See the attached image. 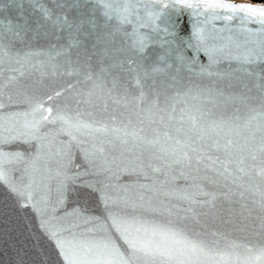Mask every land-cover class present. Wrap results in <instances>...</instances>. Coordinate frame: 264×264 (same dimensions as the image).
<instances>
[{
  "label": "water",
  "instance_id": "1",
  "mask_svg": "<svg viewBox=\"0 0 264 264\" xmlns=\"http://www.w3.org/2000/svg\"><path fill=\"white\" fill-rule=\"evenodd\" d=\"M225 2L264 6V3L252 0ZM106 5L109 11L126 6L137 11L130 17V22L125 23L116 18L115 12L111 13L110 18L105 17L103 13ZM43 10H47V15ZM159 11L161 5L154 0H104V3L98 0H0V20L5 25L0 28V44L4 48V52L0 53V100L5 104L0 116L4 117L5 125L8 124V113L24 110L29 101L33 104L44 101L45 106L53 107L54 112L59 107L71 117H75L77 110L98 115L106 106L104 117H114L118 126L127 125L130 130L143 128L142 135L149 139L157 134L162 136L165 131L176 139H184L182 133L176 132L181 127L178 120L169 122L166 113H159L165 116V123L160 124L158 116L153 117L157 122L151 123L148 110L151 108L153 113L156 112L152 108L154 100L163 108L166 98L188 99L183 94L189 89L195 94L197 89L207 88L224 93L222 97H216L215 105L206 104L213 113L210 119L239 116L238 123L243 125L253 115H257L261 111L259 86L264 85V64L245 66L253 73L250 76L235 72L231 79L209 77L201 72V67L209 64L207 55L203 51L196 52L188 48L182 42V38L195 42L192 36L193 24L203 27L210 37L226 38L231 35L234 39L243 40L244 35L238 31L241 27L239 17H234L231 21L221 19L205 23L206 18L203 16H191L190 11L178 14L169 6L163 9L165 14L153 22L148 13ZM221 14H224V10H221ZM172 20L179 25L178 29L169 28L170 32L177 31L176 36L164 32V28ZM9 21L12 22L13 32L7 30ZM16 25L23 27L17 28ZM225 25L231 32L216 31ZM244 26L253 30L259 28L256 23L247 21ZM134 30L138 35L146 37L143 52L132 47ZM16 32L20 35H15ZM225 42L226 40L221 39L209 40V43L216 44ZM30 53L38 55H28ZM130 59L134 63L129 64ZM239 67L236 61L221 59L212 70L225 73L234 72ZM145 71L149 73L147 79L144 77ZM137 76L140 79L139 86L136 85ZM12 77L15 79H11ZM235 77L241 79L237 80ZM96 85H101L103 90L96 88ZM141 90L146 98L137 105L134 97H138ZM57 91L61 95L53 101H47V97ZM89 92L93 93L91 97ZM177 93H180L179 97L176 96ZM184 106L182 102L177 103L175 115L178 116L179 110ZM82 118L90 119L87 115ZM169 123L170 126L166 127ZM184 127L187 128V124ZM262 136L264 126L257 119L247 128L242 127L240 135L234 138L241 142L248 138L258 146ZM47 143L46 140L45 144ZM92 143L89 141L85 146L90 151H96L94 157L90 156L86 160L79 150L74 152L69 174L79 175L76 182L69 185L64 207L68 212L80 209L87 216L103 218L106 211L101 194L102 191H112L106 185L149 182L142 176L118 173L114 166L111 171H106L105 161L110 162L113 157H117L119 162L122 151L126 158L140 153L147 157L150 146L137 147L132 141L123 145L114 139L112 143L107 140L102 143L98 139L94 150L91 148ZM59 148L60 145L53 141L51 151L57 153ZM99 148H103V152H99ZM2 150L5 153H22L27 160L35 152V146L34 142L14 140L4 144ZM211 154L223 159L222 152L213 151ZM252 155L256 156L255 160ZM252 155L245 153L246 159L242 165L245 172L237 171L236 165L230 164L228 167L231 174H226L227 178L205 169L201 164L199 173L194 174L206 175L210 179L198 180L197 183L202 184L205 191L213 193L216 199L213 207H193L200 214V225L204 230L221 232L230 240L259 248L264 246V233L260 227L264 212L259 207V193L264 191V178L260 175V169L264 167V163L258 151ZM147 162L145 159V163ZM61 163V158L53 155L47 157L46 166L55 176ZM20 175L19 170L13 172L17 179ZM49 183L52 188L50 197L54 202L57 197V179L54 178ZM177 184L180 187L186 186L183 180L177 181ZM198 199L208 197L200 196ZM180 206L188 207L183 202H180ZM69 221L80 222L79 217H69L65 224ZM185 223L200 227L191 221ZM118 243L123 247L122 241ZM238 251L244 253L243 248ZM0 264H66L54 240L40 227V216L31 208L19 207L16 197L4 184H0Z\"/></svg>",
  "mask_w": 264,
  "mask_h": 264
},
{
  "label": "snow or ice",
  "instance_id": "2",
  "mask_svg": "<svg viewBox=\"0 0 264 264\" xmlns=\"http://www.w3.org/2000/svg\"><path fill=\"white\" fill-rule=\"evenodd\" d=\"M98 2L104 3V0ZM154 2L161 5V11L148 13L153 22L164 15L163 9L169 6L178 14L190 11L191 16H203L206 18L205 23L221 19L231 21L234 17H239L241 27L238 31L244 35L243 40L234 39L231 35L226 38L210 37L205 33V29L197 24L192 25L194 43L182 38V42L188 48L196 52L203 51L207 55L209 64L207 67H201V72L207 76L231 79L235 76V72L250 76L253 73L245 66L264 64V6L226 3L225 0H167V2L154 0ZM105 7L103 13L105 17L110 18L111 13L115 12L116 18L125 23L130 22V17L137 11L127 6L110 11L107 10L108 5ZM221 10H224L223 15ZM43 11L47 15V10ZM246 21L256 23L259 28L253 30L245 27ZM4 27V22L0 20V28ZM16 27L23 26L16 25ZM169 28H179L175 20L164 28V32L176 36L177 31L170 32ZM7 30L13 32L11 21L7 25ZM216 31L231 32V29L225 25L224 28ZM14 34L20 35L19 32ZM132 35L134 37L132 47L143 52L146 47V37L138 35L135 30ZM210 39H221L226 42L209 43ZM3 52V45L0 44V53ZM28 55H38V53ZM221 59L236 61L240 67L234 72L213 71L212 69ZM128 62L132 64L134 60L130 59ZM148 76L149 73L145 71V79ZM235 78L241 79V77ZM11 79L14 80L15 77ZM136 85H140L138 76ZM95 87L103 90L101 85ZM259 87L261 111L243 125L238 123L239 116L210 119L213 113L206 104L215 105L216 97L224 95L222 91L216 92L212 88L197 89L195 94L189 89L183 94V97L188 99L166 98L163 108H160L158 102L154 100L152 108H155L156 112L153 113L151 108L148 110L150 122L156 123L153 117L158 116L159 123L164 124L165 116L159 113H166L169 122L179 121L181 127L177 128L176 132L182 133L184 139H176L167 131L162 136L157 134L149 139L142 135L143 128L130 130L127 125L118 126L114 117H104L106 106L98 115L92 112L81 113L77 110L75 117H71L59 107L54 112L53 107H46L44 101H37L34 104L29 101L28 107L24 110L8 113L7 126L4 117L0 116V184H4L16 197L19 207L31 208L40 216V227L50 239L54 240L66 264H264V246L249 247L228 239L224 233L204 230L200 225V214L193 207V205L213 207L216 199L213 193L205 191L202 184L197 183L198 180L210 179L206 175L194 174L199 173L201 164L205 169L227 178L226 174H231L228 167L230 164H235L237 171L245 172V168L242 167L246 159L245 153L252 155L258 151L264 163V136L261 137L258 146L248 138L243 142L234 138L240 135L242 127L247 128L253 120L259 119L264 126V85ZM60 95L61 93L57 91L49 95L47 101H53ZM88 95L91 97L93 93L89 92ZM176 96L179 97L180 93ZM145 98L143 90L138 97H134L137 105ZM9 100L11 101V97ZM181 102L185 106L179 110L177 116L176 104ZM4 108L5 104L0 100V111ZM84 115L90 119H83ZM185 124L187 128L184 127ZM168 126L170 123L166 125ZM98 139L102 143L105 140L112 143L114 139L123 145L132 141L137 147L150 146V154L147 157L140 153L126 158L122 151L119 162L117 157H113L110 162L105 161L106 171H111L114 166L118 173L142 176L149 182L106 185L112 191H102L101 199L106 211V216L103 218L87 216L80 209L68 212L64 207L67 192L70 190L69 185L74 184L79 175L69 174L74 152L79 150L86 160L90 156L94 157L96 151H90L85 145L92 141L91 148L95 150V141ZM14 140L34 142L35 152L27 160L22 153H5L2 146ZM46 140L47 144H45ZM53 141L60 145L57 153L51 151ZM98 151L103 152V148H99ZM213 151L222 152L223 159L219 155L213 156L211 154ZM53 155H58L62 161L55 176L46 166L47 157ZM252 159L255 160L256 156L252 155ZM153 161L159 163L154 164ZM21 165L23 167H20ZM17 170L21 172L18 179L13 176V172ZM260 175L264 178V167L260 169ZM54 178L57 179L55 189L57 197L53 202L50 197L52 188L49 182ZM179 180L185 181L186 186H178ZM259 195V207L264 212V191ZM200 196L208 199L200 200L198 199ZM180 202L186 203L188 207H181ZM69 217H79L80 222L69 221L65 224V220ZM186 221H191L200 227H193L185 223ZM260 227L264 233V216L261 217ZM118 241L123 242V247ZM240 248L244 249L243 254L238 251Z\"/></svg>",
  "mask_w": 264,
  "mask_h": 264
},
{
  "label": "trees",
  "instance_id": "3",
  "mask_svg": "<svg viewBox=\"0 0 264 264\" xmlns=\"http://www.w3.org/2000/svg\"><path fill=\"white\" fill-rule=\"evenodd\" d=\"M252 1L262 2V3H264V0H252Z\"/></svg>",
  "mask_w": 264,
  "mask_h": 264
},
{
  "label": "bare ground",
  "instance_id": "4",
  "mask_svg": "<svg viewBox=\"0 0 264 264\" xmlns=\"http://www.w3.org/2000/svg\"><path fill=\"white\" fill-rule=\"evenodd\" d=\"M243 1H248V0H243Z\"/></svg>",
  "mask_w": 264,
  "mask_h": 264
}]
</instances>
